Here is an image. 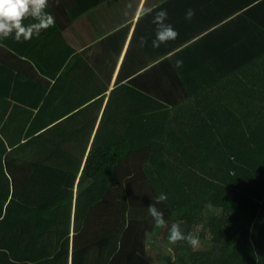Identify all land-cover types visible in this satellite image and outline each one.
I'll use <instances>...</instances> for the list:
<instances>
[{
	"label": "trees",
	"instance_id": "16d2710c",
	"mask_svg": "<svg viewBox=\"0 0 264 264\" xmlns=\"http://www.w3.org/2000/svg\"><path fill=\"white\" fill-rule=\"evenodd\" d=\"M125 30L121 27L109 38L117 39L109 80ZM53 52L47 49V56ZM73 52L69 48L63 64ZM127 57L93 144L96 149L121 142L122 154L109 162L110 170L105 169L108 176L86 169L74 193L75 173L38 166L18 184L9 171V157L5 164L2 159L20 141L9 143L8 133L1 129L6 140L0 141V264H264V87L263 94L229 98L218 110L173 114L174 105L182 106L172 96L182 90L170 82L161 87L149 80L150 69L132 74L122 84ZM86 58L79 54L68 60L88 65ZM21 63L37 77L26 83L21 75L20 81L35 91L36 109L49 93L45 75L55 78L56 73L46 64L36 62V69L29 62ZM15 101L19 107L27 105ZM92 101L85 100L84 105ZM106 131L109 138L100 142ZM42 138L61 149L56 140L44 134ZM161 194L167 200L155 206L166 225L179 223L185 235L202 239L201 249L186 241L170 244L168 237L159 238L165 227L155 225L148 206ZM149 247L164 250L146 253ZM13 254L24 261H11Z\"/></svg>",
	"mask_w": 264,
	"mask_h": 264
},
{
	"label": "crops",
	"instance_id": "0c3cea01",
	"mask_svg": "<svg viewBox=\"0 0 264 264\" xmlns=\"http://www.w3.org/2000/svg\"><path fill=\"white\" fill-rule=\"evenodd\" d=\"M128 4L132 5L131 9L127 8ZM146 9L151 12L145 14ZM189 9L195 13L191 20L185 19ZM161 10L167 12L165 23L171 24L179 35L154 49L151 42L155 39L156 25L152 20ZM45 11L54 16L55 24L42 30L38 37L16 41L13 35L0 40V131L6 130L9 143L20 141L2 161L5 164L9 157V171L18 184L26 177L30 178L38 166L75 173L74 193L86 169L98 176L109 175L104 174L105 169L110 170L109 162L122 154L118 150L121 142L96 149L93 144L126 54L122 84L126 85L125 82L135 76L130 77L132 74L150 69L149 80L158 82L161 87L165 81L170 82L182 90V93L175 90L172 96L173 102L180 100L179 106H182L180 109L172 105L173 114H200L199 109L218 110L221 103L229 102V98L236 100L262 93L264 0H59L58 3L48 0ZM32 22L29 19L25 24ZM121 27L126 28L122 34L123 45L109 80L117 43L116 37L109 38ZM141 37L147 39L144 47L139 46ZM45 48L56 52L47 56ZM69 48L74 52L63 64ZM40 49L44 53H40ZM79 54L87 57L88 65L68 60ZM177 60L183 61L182 67L175 66ZM21 62H29L36 69V62L41 66L46 64V69L56 73L55 78L45 75L50 81L49 93L36 109L35 91L29 89V85H21L20 81L21 75L26 83L34 82L37 77ZM106 88L107 93H104ZM90 98L93 101L84 105ZM15 99L27 105L19 107ZM211 101H215L213 105H210ZM104 128L109 126L104 125ZM43 134L56 140L61 149L43 139ZM107 138L106 131L99 141L105 142ZM4 140L0 132V141ZM11 174L8 176L13 182ZM74 220L73 214V225ZM19 235L15 249L20 243ZM82 241L83 236L79 239ZM163 250L149 247L146 253L159 254ZM15 258L13 254L10 260L24 261Z\"/></svg>",
	"mask_w": 264,
	"mask_h": 264
},
{
	"label": "clouds",
	"instance_id": "9594fccd",
	"mask_svg": "<svg viewBox=\"0 0 264 264\" xmlns=\"http://www.w3.org/2000/svg\"><path fill=\"white\" fill-rule=\"evenodd\" d=\"M59 0H57V3ZM48 8V0H0V40L14 35L16 41H27L34 36L38 37L42 30H46L55 24L53 15L45 11ZM127 8L131 9L132 5L128 4ZM151 9H146L145 14H149ZM128 13L126 12L125 15ZM193 10L186 12L185 19L191 20L194 16ZM31 19L32 23L25 24L26 20ZM167 12L164 10L156 12L152 23L156 25L155 39L152 40L151 46L156 49L161 44L175 40L178 32L174 30L171 24L165 23ZM147 39L141 37L139 46L144 47ZM183 61L177 60L175 66L182 67ZM167 200L166 194H161L156 198L155 203L148 206V213L155 222L157 227H165L166 222L163 213L155 206ZM168 241L170 244H176L179 241H186L192 248L199 246V238L192 233L185 235L179 223H173L169 230Z\"/></svg>",
	"mask_w": 264,
	"mask_h": 264
},
{
	"label": "rangeland",
	"instance_id": "374dc122",
	"mask_svg": "<svg viewBox=\"0 0 264 264\" xmlns=\"http://www.w3.org/2000/svg\"><path fill=\"white\" fill-rule=\"evenodd\" d=\"M171 225H172L171 222H168L167 223V225L165 226V228L162 231V233H160L161 234V237H159V238H166V237H168L169 230H170ZM203 238L206 239V240L209 239V237L206 234H204ZM199 241H200L199 246L196 247L195 249H201V247L203 246V243L204 242L202 243V239H200ZM206 244H209V243L207 242ZM162 246H164L165 248H167V246L169 247V244L166 243V242H163ZM206 247H207V245H206ZM210 248H211V246H209L207 249H210ZM152 251H155V248H152Z\"/></svg>",
	"mask_w": 264,
	"mask_h": 264
}]
</instances>
